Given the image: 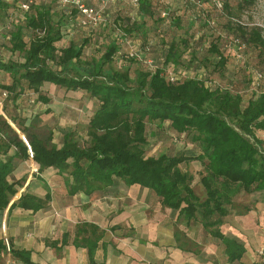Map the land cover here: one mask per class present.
Wrapping results in <instances>:
<instances>
[{"label":"trees","instance_id":"obj_1","mask_svg":"<svg viewBox=\"0 0 264 264\" xmlns=\"http://www.w3.org/2000/svg\"><path fill=\"white\" fill-rule=\"evenodd\" d=\"M53 1L34 0L31 9L16 18L9 32L11 51L22 53L23 61L0 60V71L12 77L11 84L0 81L2 93L17 96L31 92L47 101L41 91L48 82L88 93L97 107L88 121L83 143L64 126H58L64 136L59 146L53 141L52 131L40 134L31 125L19 123L35 161L40 164L39 171L55 167L70 194L108 191L121 183L148 188L163 206L172 209L177 221L203 224L219 239L225 246L229 264H246L242 260L246 252L244 242L225 235L220 227L225 224L231 213L229 206L238 194L264 191V140L256 134L264 132V91L244 102L241 93L208 86L194 77L170 80L161 68L139 71L133 76L129 68L112 70L110 65L115 57L126 49L123 43L130 45L133 36H141L144 16L153 15L150 0H138V4L130 0L140 13L139 20L114 13L113 2L106 6L108 22L102 27L105 30L96 33L103 39L97 46L103 54L97 58L86 54L88 38L72 39L66 46L59 44L71 24L82 25L77 8L70 12L63 10L60 15L70 24L53 22L50 14ZM85 1L93 4V0ZM255 2L241 0L239 7H249ZM42 3L48 4L33 11L34 6ZM8 7L7 0H0V11ZM110 13H114L113 20ZM237 30V36L257 47L264 57V38L259 29L247 30L238 25ZM208 51L214 55L217 70L222 71L227 58L218 41H211ZM180 58L178 47L170 43L165 63L176 66ZM154 121L159 125L168 122L177 132L188 133L195 145L174 154L147 155V125ZM9 131L15 132L0 115V135ZM8 139L18 147L21 157L28 158V147L16 132ZM192 162H199L203 168L197 182L205 189L204 198L195 191L194 174L185 169ZM11 169L9 160L0 163V208L9 204L22 185L21 180H7ZM45 199H49L48 194ZM45 199L25 193L10 210L16 207L38 210L44 206ZM6 250L7 245L0 240V253ZM253 264H264V256Z\"/></svg>","mask_w":264,"mask_h":264},{"label":"rangeland","instance_id":"obj_2","mask_svg":"<svg viewBox=\"0 0 264 264\" xmlns=\"http://www.w3.org/2000/svg\"><path fill=\"white\" fill-rule=\"evenodd\" d=\"M7 1L9 7L0 11V60L23 61L22 53L11 51L9 33L15 26L16 18L23 13L18 6L19 0ZM130 2L115 0L111 4L115 9L112 11L139 20L140 13ZM150 2L153 15L144 16L145 25L139 30L142 31L141 36H133L130 45L123 43L126 49L115 57L110 65L112 70H129L133 76L139 71L153 72L161 68L170 80L183 81L186 77H194L208 86H220L234 93H241L244 102L254 94L264 91V57L257 47L237 36L240 25L247 30L259 29L264 38V0H256L253 5L243 7L244 9L239 7L241 0ZM52 3V21L60 20L58 23L70 24L60 17L63 9L59 7L57 0ZM46 4L48 3L34 6L33 11L44 9ZM114 13H110L111 19L114 18ZM75 25V28L66 30L65 36L72 32L78 34L74 37L78 39L86 33L89 34V28L81 27V30L77 23ZM87 38L89 45L85 49L86 54L89 57H100L103 53L97 45L102 44V37ZM211 41H218L227 58L226 67L222 71L217 70L214 55L208 51ZM172 42L178 47L181 56L176 66L165 63L166 49ZM147 47L150 48L149 51ZM132 50H135L133 55ZM41 96L47 101L41 99L40 94L31 92L21 93L20 98L8 93L1 101L3 111L9 117L16 116L17 127L21 128L19 123H22L25 126L31 125L40 134L52 131L53 141L59 146L63 144L64 136L58 131V126L70 128L73 137L83 143L87 138L88 121L97 107V102L84 91H71L51 84L42 87ZM256 134L264 140L263 131H257ZM147 136V155L157 156L163 152L174 154L195 145L192 136L177 132L168 122L160 125L158 121L148 123ZM185 169L194 174L195 191L204 198L205 189L197 182L203 172L201 164L192 162ZM58 182L63 185V178ZM229 208L231 213L225 222L229 225L228 230L241 234L251 244L249 247H252L254 256L259 260L264 256V191L251 194L241 192ZM181 221L185 222L183 219L179 220Z\"/></svg>","mask_w":264,"mask_h":264},{"label":"crops","instance_id":"obj_3","mask_svg":"<svg viewBox=\"0 0 264 264\" xmlns=\"http://www.w3.org/2000/svg\"><path fill=\"white\" fill-rule=\"evenodd\" d=\"M102 27L89 28V34L78 39L98 36V31L105 30ZM75 36L78 34L71 32L59 44L66 46ZM0 81L11 84L12 77L0 71ZM2 91L0 87V115L26 143L29 156L21 157L18 147L9 141L15 132L1 133L0 163L9 160L12 169L7 180H21L22 185L9 204L0 208V240L11 246L10 251L0 253V264H229L219 239L203 224L177 221L172 209L163 206L148 188L121 183L108 191L70 194L65 183L59 185L62 175L55 167L40 172L24 132L16 126V116L9 117L3 111ZM25 193L43 200L48 194L49 199L38 210H10ZM228 226L222 224V232L244 242L243 262L259 261L251 244ZM14 251L20 253L15 255Z\"/></svg>","mask_w":264,"mask_h":264},{"label":"built area","instance_id":"obj_4","mask_svg":"<svg viewBox=\"0 0 264 264\" xmlns=\"http://www.w3.org/2000/svg\"><path fill=\"white\" fill-rule=\"evenodd\" d=\"M115 0H93V4L87 3L85 0H59L61 9L70 12L71 9L77 8L80 15L81 25L90 29L97 30L108 22V14L106 6ZM34 0H22L18 2V6L22 12H28ZM132 3L138 4V0H132ZM131 43V41H129ZM135 51V50H132ZM2 96H7L6 92ZM7 250L10 251V245L7 244Z\"/></svg>","mask_w":264,"mask_h":264}]
</instances>
